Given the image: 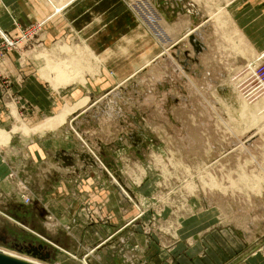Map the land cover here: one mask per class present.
<instances>
[{
    "label": "crops",
    "instance_id": "crops-1",
    "mask_svg": "<svg viewBox=\"0 0 264 264\" xmlns=\"http://www.w3.org/2000/svg\"><path fill=\"white\" fill-rule=\"evenodd\" d=\"M137 1L0 0V33L9 40H18L17 47L8 50L0 61V203L7 201L11 206L10 214L22 222L30 219L35 230L41 231L38 225L42 224L43 232H48L50 239L91 264H264V234L255 231L259 222L257 217H251L248 221L251 225L243 226L241 232L232 229L222 231V219L225 223L236 220L225 221L222 215L211 214L212 204L207 199L209 206L203 202L201 204L205 208L198 210L203 214L196 216L192 208L187 220H181L179 240L173 247L164 248L156 236H147L138 224L128 222L143 206L142 190L146 189L142 185L122 181V186L132 196V199L128 198L120 186H117V192L110 188L109 170H103L101 164L98 168L90 165L83 170V163L77 161L75 167H66L57 154L62 149L72 150L76 146L72 134L63 126L68 121L65 117L67 108L80 101L89 102L88 95L80 97L96 92L99 83L106 81L105 91H97L98 95L104 96L107 92L110 96L120 89L126 99L125 105H132L127 97L132 82L145 86L143 93L148 97H140L138 111L141 112V105L147 103L159 108L156 94L161 79H180L182 84L179 87L185 88L190 98L185 99L192 101L193 83L198 84L196 80H205L209 78L207 75L217 71L212 70L214 58L207 54L212 46L202 35L211 20L206 8L198 6L195 0ZM242 1L216 0L215 4L228 7L236 3L242 5L245 3ZM152 4L156 14L155 32L140 17L151 13L149 5ZM195 10L206 16L198 24L195 22ZM100 17L103 23L99 24ZM234 20L242 27L238 19ZM87 23L91 24L90 34L83 33ZM196 28L199 32L202 29L197 34L206 45L197 62L192 59L194 50L187 40ZM66 39L87 43L97 51L100 74L86 73V76L89 80L101 78L103 81L95 86L92 80L87 82L85 74L77 76L73 82L62 81L55 66L51 67L52 58L46 53H50L51 49L47 48L57 42H63L62 46L69 45ZM31 40L35 42L34 47L25 51ZM263 44L256 43L253 49L263 51ZM36 46L44 47L39 51L41 55L33 52ZM185 50H188L190 58L184 57ZM179 52L182 55L180 59L173 55ZM92 62H96L95 59ZM182 62L185 63L181 66ZM218 75L223 77L221 68ZM77 82L83 84L73 85ZM138 93L142 95L141 90ZM109 120L110 117L106 116L99 119L97 132H83L88 145L98 153L101 148L104 157H108L109 152L113 155L119 152L116 149L118 145L108 138L111 134ZM124 122L128 124L123 125L124 128L134 126L129 119ZM133 122L135 127L141 126V121L134 119ZM18 132L41 135L25 136L18 135ZM97 133H101V137H93ZM125 133V130L121 131L120 142L126 149L131 146V133L128 132L127 138L122 135ZM137 152L140 153L141 149ZM18 159H31L42 167L44 188L37 195L26 184L19 187L12 182L17 168L14 160ZM26 197L30 202H26ZM39 197H43V202L40 203ZM88 198L93 202L100 200L107 214L115 216L109 222L96 221L87 225L83 220L79 222L81 231L77 234L78 225L74 226L71 218L76 217ZM56 211L61 219L57 218ZM243 222L247 224L246 220Z\"/></svg>",
    "mask_w": 264,
    "mask_h": 264
},
{
    "label": "rangeland",
    "instance_id": "rangeland-1",
    "mask_svg": "<svg viewBox=\"0 0 264 264\" xmlns=\"http://www.w3.org/2000/svg\"><path fill=\"white\" fill-rule=\"evenodd\" d=\"M136 1L133 0L134 3ZM195 2L198 6L206 8L210 14V24H205V32L202 35L212 46L207 54L210 53L214 58L212 70L217 71L207 75L209 78L203 79L204 83H200L203 82L202 79L196 80L200 84L193 83V100L188 101L190 98L187 90L179 87V84H182L180 79L164 78L157 86L159 108L147 103L141 105L142 111L139 112L140 97L144 96L145 99L148 95L143 93L146 87L139 86L136 81L129 85L127 92L132 105H125V98L121 90L117 89L110 96L102 97L100 104L92 109L99 110V114H96L98 119L90 111L88 115L92 121H84L80 125L82 132L96 131L99 119L110 117L111 134L108 138L118 145V154L109 152L105 158L101 155L102 149L100 148L98 153L91 148L87 137L81 133L83 138L80 142L90 148L89 150L92 149L103 170H109L111 183L108 184L115 192L117 186L122 185V181H130L146 189L142 190V208L128 222L131 225L138 224L143 234L156 236L160 246L164 248L173 247L179 240L181 220H187L193 209L194 213H197L196 216L203 214L198 210L205 208L201 204L203 202L206 207L209 206L207 199L210 200L209 204H212L211 214L222 215L225 221L236 220L225 223L222 219V231L232 229L241 232L244 227L251 225L248 223L251 217H257L259 222L256 223L258 228L255 231L264 234V50L256 52L253 49L256 43H264V0H243L245 3L242 5L236 3L228 7L209 0ZM149 8L151 13L141 14L140 17L149 23L151 30L155 32L154 4L149 5ZM192 8L195 7L192 5ZM195 15L197 24L206 17L201 12L196 13V10ZM234 18L238 19L242 27L237 25ZM98 21L99 24L103 23V18L100 17ZM87 31L83 30V33L89 34L90 31ZM66 41L69 45L62 46L63 42H57L47 48L51 51L46 53L52 58L51 67L55 66L63 82H73L77 76L83 74L87 78L86 73L100 74V59L96 50L87 43L76 40L69 42L68 39ZM34 43L31 40L28 46H25V51L33 48ZM43 48L36 46L33 52L35 55H41L39 51ZM177 55L182 56L180 52L174 53L176 58ZM75 59L79 62L74 63ZM92 59L96 62H92ZM262 62L263 65L258 68ZM41 64L39 63L40 66ZM182 64L184 63L182 62L181 66ZM220 68L222 78L218 75ZM86 80L90 83L92 80L95 86L97 82L103 81L101 78ZM105 84L106 81L99 83L96 92H88L80 98L88 95L91 101L90 93L98 96L97 91L102 92ZM140 90L141 96L138 93ZM128 119L134 126L124 128L123 125L128 124L123 121L127 122ZM134 119L141 121L140 127H135ZM122 130L126 131L122 134L125 138L128 137V132L131 133V146L126 149L120 142ZM18 135L25 134L18 132ZM40 135L32 133L25 136ZM139 135L142 138L141 147L136 145L139 141H136L135 137ZM93 137H101V133ZM80 147L76 145L74 148L81 150ZM138 149H141L140 153L137 152ZM14 162L17 165V174L15 173L12 181L14 185L22 187L26 184L36 195L43 190V169L40 165H36L31 159H18ZM93 167L98 168L95 165ZM129 197L132 199L130 194ZM28 198H25L26 202H30ZM39 200L40 203L43 202V197H39ZM94 201L96 202L90 198L86 199L76 217L72 216V224L78 225L77 234L81 231L79 222L83 220L87 225L96 221L109 222L114 218L113 213L110 216L107 214L100 200ZM10 211L11 206L7 201L0 203V252L37 264H91L86 259L82 261L74 251L68 248L66 251L65 247L62 248L57 241L50 239L48 232H43L42 224L38 225L41 231L35 230L30 219L28 222H22L12 216ZM142 211L144 214L139 217ZM55 213L57 218H62L58 211ZM22 214L20 210V215ZM245 220L247 224L243 222ZM158 221L160 226H157ZM15 242L31 243L41 253L28 252L19 248ZM46 253H49L48 258L40 256Z\"/></svg>",
    "mask_w": 264,
    "mask_h": 264
},
{
    "label": "water",
    "instance_id": "water-1",
    "mask_svg": "<svg viewBox=\"0 0 264 264\" xmlns=\"http://www.w3.org/2000/svg\"><path fill=\"white\" fill-rule=\"evenodd\" d=\"M188 41L189 43L193 46L194 50V57L192 58L193 60L197 61L198 60V55L202 53L206 49L205 43L202 41V39L194 32L188 35ZM174 55V54H173ZM185 56L186 58H190V54L188 50L185 51ZM177 58H180L177 55ZM185 63V62H184ZM111 91V90H110ZM111 93V92H110ZM106 95V96H105ZM91 101L89 102V106L86 107L83 110H78L77 112L73 113L72 116L68 118V121L66 124H64V129L72 134V138L75 142V144L81 148L79 150L78 148H72V150H67V149H62L57 152V154L63 159V162L66 167H75L76 166V161L82 162L83 163V170H86L88 166L90 165H95L96 167H100V163L98 161V158L94 154V152L89 150L86 145L82 144L80 142V138L75 134V132H79L83 134L82 129L80 128V125L83 124L85 120H92V118L88 115V113L91 111L92 115L96 117V114L98 115L99 113L97 109H92L100 104V101L103 99L102 97H108L107 92L104 94V96H95L94 94L90 93ZM93 112L95 114H93ZM98 119V117H96ZM69 123V125L67 124ZM85 134H83L84 136ZM133 136V135H132ZM134 138V136H133ZM136 141H139L136 143L138 147H141V142L142 138L141 136H136L135 137ZM88 141V140H87ZM95 156V157H94ZM43 247V246H42ZM42 258H48L49 253L42 254L40 255ZM0 264H36L21 258H17L5 253L0 252Z\"/></svg>",
    "mask_w": 264,
    "mask_h": 264
},
{
    "label": "bare ground",
    "instance_id": "bare-ground-1",
    "mask_svg": "<svg viewBox=\"0 0 264 264\" xmlns=\"http://www.w3.org/2000/svg\"><path fill=\"white\" fill-rule=\"evenodd\" d=\"M211 2H215V1H211ZM44 22V21H43ZM88 26V27H87ZM87 26H85V28H84V31H87V33L90 31V33H91V24L90 23H88V25ZM90 26V27H89ZM181 31V30H180ZM198 30H197V28H196V30H195V33H200V32H197ZM89 33V34H90ZM192 33H194V32H192ZM2 34V33H1ZM166 40V39H165ZM165 43V42H164ZM89 51V50H88ZM95 51V50H94ZM85 52V51H84ZM97 52V51H96ZM94 53V52H93ZM94 55V54H93ZM95 58H96V56H95ZM156 59V58H155ZM74 61V60H73ZM79 62V60H77V59H75V61H74V63H76V62ZM87 64V63H86ZM87 66V65H86ZM83 68V67H82ZM90 69V68H89ZM88 69V70H89ZM83 70V69H82ZM91 70V69H90ZM89 70V71H90ZM68 74V73H67ZM81 74V73H80ZM79 75V74H78ZM68 77H70V76H68ZM73 78H74V76L70 79V81L71 80H73ZM69 80V79H68ZM75 80V79H74ZM90 102V101H89ZM89 102L87 101H80L79 103H77V104H75L74 106H72V107H70V108H67V110H66V112H65V117H67V119L70 117V116H72V114L73 113H75V112H77L78 110H83V109H85L86 107H88L89 106ZM216 111V110H215ZM77 133V136L79 137V138H83V136L80 134V133H78V132H76ZM254 133V132H253ZM257 133L255 132V134L254 135H256ZM79 135H81V137L79 136ZM253 135V136H254ZM107 171V170H106ZM124 191H125V194L127 195H129V193L126 191V189H124ZM130 198V197H129ZM3 253V252H2ZM12 256V255H11ZM34 263H36V262H34ZM37 264V263H36Z\"/></svg>",
    "mask_w": 264,
    "mask_h": 264
},
{
    "label": "built area",
    "instance_id": "built-area-1",
    "mask_svg": "<svg viewBox=\"0 0 264 264\" xmlns=\"http://www.w3.org/2000/svg\"><path fill=\"white\" fill-rule=\"evenodd\" d=\"M209 1H216V0H209ZM0 37H1V41H0V61L2 60V59H4V57H5V54H6V52L8 51V50H10V49H12V48H16L17 47V45H18V40L17 39H12V38H10L11 40H9V39H7L6 37H4L1 33H0ZM264 62V61H263ZM263 62L259 65V66H257L258 68L261 66V65H263ZM256 67V68H257ZM256 68H255V70H256ZM257 68V69H258ZM120 190L122 191V193L124 194L125 193V191H124V187L121 185L120 186ZM94 213V212H93ZM143 213V211L142 212H140V214H139V217H141V215H143L142 214ZM138 217V216H137ZM138 217V218H139ZM138 218H136V220L138 219ZM157 226H160V224H159V221H158V223H157ZM149 229H151V227H148ZM148 229V230H149ZM154 229V228H153ZM154 230H156V229H154ZM171 247V246H170ZM170 247H168V248H170ZM54 264H57V262L56 263H54Z\"/></svg>",
    "mask_w": 264,
    "mask_h": 264
},
{
    "label": "flooded vegetation",
    "instance_id": "flooded-vegetation-1",
    "mask_svg": "<svg viewBox=\"0 0 264 264\" xmlns=\"http://www.w3.org/2000/svg\"><path fill=\"white\" fill-rule=\"evenodd\" d=\"M23 221H26V219H23ZM15 244L19 247V248H22V249H25L27 250L28 252H33V253H41V251L36 248L33 244L31 243H25V244H22V243H18V242H15Z\"/></svg>",
    "mask_w": 264,
    "mask_h": 264
}]
</instances>
